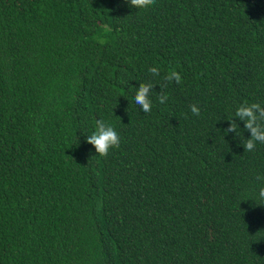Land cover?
<instances>
[{
  "label": "trees",
  "instance_id": "16d2710c",
  "mask_svg": "<svg viewBox=\"0 0 264 264\" xmlns=\"http://www.w3.org/2000/svg\"><path fill=\"white\" fill-rule=\"evenodd\" d=\"M245 101L264 105V0H0V264H264Z\"/></svg>",
  "mask_w": 264,
  "mask_h": 264
},
{
  "label": "clouds",
  "instance_id": "9594fccd",
  "mask_svg": "<svg viewBox=\"0 0 264 264\" xmlns=\"http://www.w3.org/2000/svg\"><path fill=\"white\" fill-rule=\"evenodd\" d=\"M126 2L132 8L147 9L153 5L154 0H126ZM148 71L153 77L160 74V69L156 66L149 67ZM164 80L168 82L175 81L176 84L182 83L181 75L173 69L167 72ZM154 85L156 84L152 82L139 83V87L135 93L134 102L140 106V109L144 113H149L152 110L151 95ZM157 99L159 103L163 104L168 100V95L160 91L157 94ZM190 111L195 116L200 115V108L196 104L190 105ZM233 117H237L240 121H243L244 129L251 134L249 138L244 139V151H254L257 143L264 144V105L257 102L249 103L245 101L236 108ZM228 120L229 127L225 129V132L235 133L236 136L241 135L236 121L232 118ZM85 140L94 147L96 155L107 157L110 149L119 147L121 136L113 124L107 123L103 119H97L95 121V130L90 135H87ZM256 180L264 183V175L257 174ZM256 196L258 199L264 200V187L258 189Z\"/></svg>",
  "mask_w": 264,
  "mask_h": 264
}]
</instances>
